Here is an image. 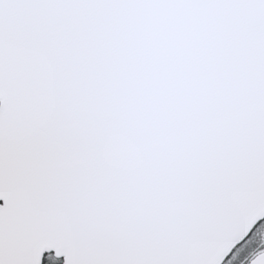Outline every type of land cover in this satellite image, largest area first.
Instances as JSON below:
<instances>
[{
	"label": "snow or ice",
	"instance_id": "snow-or-ice-1",
	"mask_svg": "<svg viewBox=\"0 0 264 264\" xmlns=\"http://www.w3.org/2000/svg\"><path fill=\"white\" fill-rule=\"evenodd\" d=\"M0 264H264V0H0Z\"/></svg>",
	"mask_w": 264,
	"mask_h": 264
}]
</instances>
